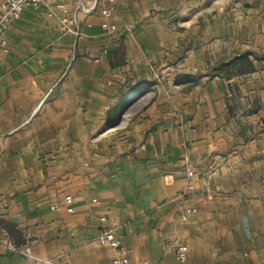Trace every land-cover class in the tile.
Listing matches in <instances>:
<instances>
[{
	"label": "crops",
	"instance_id": "0c3cea01",
	"mask_svg": "<svg viewBox=\"0 0 264 264\" xmlns=\"http://www.w3.org/2000/svg\"><path fill=\"white\" fill-rule=\"evenodd\" d=\"M6 38L0 264H112L114 225L128 264H264V60L212 74L264 55V0H71Z\"/></svg>",
	"mask_w": 264,
	"mask_h": 264
},
{
	"label": "built area",
	"instance_id": "2783aa9c",
	"mask_svg": "<svg viewBox=\"0 0 264 264\" xmlns=\"http://www.w3.org/2000/svg\"><path fill=\"white\" fill-rule=\"evenodd\" d=\"M71 0H4L0 3V52L1 53H7L8 52V42L6 38V34L9 30L10 25L18 20L22 14L26 10H39V9H46L48 11V14L50 17H58L59 12L63 13V15L69 14V3ZM92 7L89 9L90 11L94 9ZM103 14L106 18L111 17V11L110 10H104ZM70 22H74L71 20ZM102 29L107 32L109 35H114L115 33H118L120 28L111 23V22H105L102 25ZM76 32V31H75ZM106 52V51H105ZM143 99L138 98L136 102H141ZM195 176V172L192 167H188L187 169V177L189 180H191ZM188 191H193L194 186L193 184L189 183L187 187ZM95 203H97L96 200H94ZM67 203V211L69 213L73 212V208L71 206L72 204V197L66 198ZM52 210L54 211H60L61 206L60 205H53ZM197 210L195 208H188L182 215L181 220L182 221H188L192 216L196 214ZM102 221H105V219H102ZM97 240L100 244L104 246H108L114 250L117 251V253L120 255V258L113 261L112 264H128V253L129 251L124 247L122 244L121 239L118 236L117 233V227L111 226L104 228ZM170 247L173 251V253L176 256L177 264H188V255H189V247L188 245L181 243L179 241H173L170 243ZM26 256L32 257L31 250L29 248H26L23 252ZM36 264H56V261L51 259H36Z\"/></svg>",
	"mask_w": 264,
	"mask_h": 264
},
{
	"label": "trees",
	"instance_id": "16d2710c",
	"mask_svg": "<svg viewBox=\"0 0 264 264\" xmlns=\"http://www.w3.org/2000/svg\"><path fill=\"white\" fill-rule=\"evenodd\" d=\"M250 56H254L256 60L262 61L264 60V55H258L255 53L247 52L240 54L234 58H232L228 64L225 62H222L218 64L214 69H213V75L214 76H231L234 74H246L253 69V64L250 61ZM237 66V69H230V66ZM131 94H134V91H132Z\"/></svg>",
	"mask_w": 264,
	"mask_h": 264
},
{
	"label": "rangeland",
	"instance_id": "374dc122",
	"mask_svg": "<svg viewBox=\"0 0 264 264\" xmlns=\"http://www.w3.org/2000/svg\"><path fill=\"white\" fill-rule=\"evenodd\" d=\"M238 10H241V8H239ZM198 74H201V72H198ZM184 77V76H183ZM188 76H185V78H187Z\"/></svg>",
	"mask_w": 264,
	"mask_h": 264
}]
</instances>
